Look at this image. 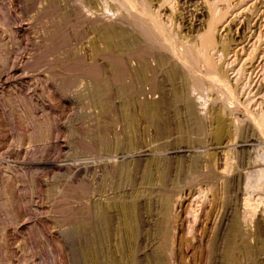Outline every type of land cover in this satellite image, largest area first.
Segmentation results:
<instances>
[{"label":"rangeland","instance_id":"rangeland-1","mask_svg":"<svg viewBox=\"0 0 264 264\" xmlns=\"http://www.w3.org/2000/svg\"><path fill=\"white\" fill-rule=\"evenodd\" d=\"M109 1H111L114 6L116 3L115 7H118L119 9L124 8L125 10L122 9L124 14L122 13V16L120 17V14H116L114 17L113 13L111 12L104 14L102 11H95V9L85 10L86 7L83 8L81 0H62L60 2V6H64L61 8V12H63V14L59 13L60 10L56 13H54L53 10L51 12L52 8H48L47 0H0V264H80L81 259L79 258V255H76L78 251L76 252L74 249L79 250L78 247L82 244V240L80 239L82 238V235L78 228V230H76L73 227H70L71 224H68L67 222L69 219L73 218V215L72 217L69 215L71 214L70 212L74 211L78 216L82 212L79 210H82L83 207L89 202L88 199L83 197L81 184H91L90 196L92 199L97 198L94 190L98 181L103 178L105 170L110 169L112 165H115L120 161H124V159L126 161L131 160V162H133L132 160L134 158L136 159L137 156L140 157V155L143 154L138 153L142 147V150H153L154 154L152 150L149 152L146 151L147 154H151L152 158L155 157V154H157L156 157L168 158V156H174L173 152H176L175 155H180L182 153L181 155L183 156L186 154L187 156H194L198 154L203 159H207L209 156L214 157V162L216 161V163L219 165L224 161L222 158L225 159V153L228 152L227 172L222 175L218 170H215L216 172H219L218 176L220 175L221 177L219 176L216 182L214 181L212 185H209L213 186L211 190H213L214 187L220 188V191L216 192L217 201H215V203L210 202V200L212 201L213 199L211 190L208 191V187L205 185V182H201L203 180L201 178H204V176H206V172L208 171L204 167V164H202V166L200 165L201 167L199 166L196 170L193 169L192 171L190 169L189 171H186V174H183L185 175L184 177L181 175L180 177H175L174 181L170 180L171 182L169 181V185L167 184L166 187L165 185L163 187L160 186L164 189L155 188L153 193L156 192V195H160L162 198L165 197L164 199L170 198V211L172 214L174 213V215L178 214V217H176V222H172V226L177 227L174 231L175 237L173 238L175 243L172 245L169 244V250L166 249V253L163 252L165 254H163L165 262L167 260L166 264H176L172 247L174 248V251H176V242L178 236L184 234V232L186 233L188 231V226L194 224V215H198L197 217H200L201 220L204 219V222L202 223L200 230H197L194 234L192 232L184 234L186 240L184 241L185 243L183 242L181 244V254H187V262L189 264L219 263L218 261H215V263L214 261H211L209 257H207V245L213 234L216 233L215 231L218 230V227L221 224L222 215L225 214L224 208H222L224 193L221 192V184H223L224 180L229 176L232 177L234 174H240L241 179L243 180L242 188L243 191L246 192L245 195L251 197L255 196V198L258 200L261 199L259 197L263 196L262 198L264 200V174L262 173V170L264 172V137H262L264 136V126H260L258 128V126L254 124L255 120L258 121V118L262 113L261 111L264 110V67H262L264 66V54L261 57L260 53L258 55L259 58L257 57L258 59H253V62L248 60L250 58H247L251 50L250 48H252L251 45L256 40V38L254 37L252 40H250V43L244 42V45L242 44L244 49L241 48L242 45H239L238 48L235 49V52H237V56L234 55L235 57L233 56L232 52L225 56V58H223L224 56L221 52H216L214 55L215 59L217 58V62L219 64H224L222 65L223 68L228 70L227 75L230 76L228 79L231 80L229 81L232 82L233 85L236 84V79H238V86H235L240 88L238 89L239 95H234L238 96L239 99L233 95L234 97L231 100L233 104L236 101L238 102L234 105L232 104L231 106H228L227 103H225L226 101L224 102L222 97H224L225 94H223L220 98V93L217 92L218 88H214V86L212 87L209 84L210 79H207L208 75L206 73L205 75L204 71L199 67H193L192 69L189 68L191 69V73L190 70H188L189 72L187 71V73H189V77L192 75L190 77V79L192 78L191 81L194 79L193 75L197 73L195 77H199V79H201L200 77H203L201 80H205L207 82V84H205V81L203 84L200 83L201 88L199 87V90L201 92H205V94L202 92V99L195 97L196 91L194 92L195 94H193L197 101L195 103H198L196 104L198 105V108L196 106L194 108L197 109V112L200 111L198 113V115L202 117L201 120L199 119L200 123L201 125L204 124V129L207 131H201L205 133V135H203L201 132L199 135L194 134L198 135V138L201 136V141L198 143H190L189 148L186 149L188 151L185 152V149L183 150V148L176 146L177 143L180 144L181 142L180 145H183L184 139L188 140L191 138V136L193 139H195L197 136L189 134L190 136H184L183 139V135L181 134L182 132H177V134L175 131H173V133L171 132L172 134L170 133V137L169 134L168 137L166 136L167 138H164V136L163 138H161L162 136L154 137L155 134L153 128L145 124L147 126L146 127L144 125L145 122L143 123L140 118V121L139 119L136 120L138 123L137 126L134 125L136 122L132 123V125L129 124V126L127 121L119 119V116L117 117L120 108H122V102L128 99L127 95L129 93L124 95L125 98H122L123 94L118 95L106 89V91L102 93V95L98 96L97 99L91 96V92L93 90L92 87H94L95 82L98 83L101 81V85L107 87L111 85L117 90H121L122 85H128V83H131L132 85L133 83L131 81L132 77L130 70H134V68L136 69L140 65V59L142 61H148L147 66L150 64L151 68H156L155 65L157 64L154 54L148 50L144 52V57L137 55L135 57L136 59L133 57V55H136L137 53L133 51H131L132 54L128 51H125V53L123 52L124 54L117 53L118 55L114 53V57L112 52L110 54V52H107L108 50L101 46L103 45V43L99 40L101 39V34H99L98 38V33H92L93 30L91 29L81 32L83 33L81 35L79 33V36L78 34H69L68 36V33L65 34L62 30L60 31L58 24L61 27L63 23L69 20V17L65 15L67 14L69 7L70 9H73L75 13L77 12L79 15H82L80 20L83 22L84 27L90 26L92 24H101L111 21L130 29V20L128 14H126V16L125 13L126 11L128 13L132 10L128 9V11L125 7L120 6V4L117 3L118 0H116L117 2L115 0ZM162 1H164V4H166L165 6L169 8L171 7V5L168 3L170 0H161V3ZM198 1L200 3L203 0ZM159 2L156 3V0H154L153 3H156L157 6L160 4ZM253 2L255 1L253 0L251 3L248 2V8ZM204 5H207V3L203 2V4H201V6ZM202 11H205L203 14H205V18L207 19L209 16L207 15V6L203 7ZM245 12L250 13V11H247V9ZM226 16L224 18H226ZM244 17L245 16L241 18V22H243ZM166 18L164 21H161V25L164 26L165 24L164 29H166L164 32H166V30L169 34L174 32L175 35L173 38H177L176 34L178 32H183V30H181L182 28L180 24H172L174 22L171 21L170 23V21ZM200 18L202 19V16ZM54 22L55 24H53ZM240 25L241 24H239L238 27H240ZM235 27H233V30ZM223 28L218 31L215 29V31L218 33L214 31L216 38L221 41L228 36L227 33L229 34V30L227 31V27L225 25ZM203 30L201 29L199 32L202 33ZM231 33L233 32L231 31ZM75 36L77 38H75ZM170 36L172 37V35ZM223 37L225 38L223 39ZM248 40L249 38H247V41ZM175 45L173 46L174 48L169 46L171 49L167 48L165 51L171 50L170 52L173 53L176 48V51L179 53V46L177 45L175 47ZM169 51H166L168 55L171 54ZM176 51L169 56H171V58L174 57L175 59H173V61L178 64V62H181L178 58V56L181 58V53L178 54ZM71 53L74 55H70ZM174 54L175 56L172 57ZM109 55H112V57L110 58ZM71 56L82 58H80L81 62L83 61L80 68L76 69L78 71H75L73 65L70 64L72 59ZM236 57H239V61L236 59ZM109 58L111 59V64L117 60L116 65L118 62H120L124 63L126 66L122 65L123 67H118L119 64L116 66L115 63L112 64L114 65L112 66L110 65ZM179 64H182V62ZM101 65L103 66L102 68L100 67ZM150 67L149 69H151ZM93 70L98 71L97 79H95V77L92 75V73H94ZM148 72L149 70L146 73L147 76L150 74L149 77H151L152 72ZM158 75L157 79H160L161 74L159 76ZM94 79L98 81H95ZM149 82L150 81H145L144 83L140 84L134 83L137 86L135 87L134 85L135 89L132 88L131 90L128 88L131 91L134 90L137 92L134 93L135 99L139 100L141 103L143 101L156 102L161 98V94L158 91H153ZM241 83H244L243 86ZM207 86L210 87V89L207 88ZM211 88L217 90L216 92L218 93L217 95L219 97L215 94V90L212 89V91ZM130 96L131 95H129V98ZM215 97L217 99H215ZM236 98L237 100H235ZM96 102L101 106V108H97L98 106H96ZM220 102L225 108L224 109L222 107V112H228L225 114V117H230L228 122L231 123V128L229 130L232 136L218 145L211 141V138L208 134L209 128L207 129V127H210L209 119L211 117V105L215 106ZM24 103L32 109V115L30 117L25 115L22 110L24 107H22V105H24ZM10 105L13 109L10 107ZM207 106L210 107L208 108ZM128 108L130 109V107ZM10 109L15 110L14 113L11 112ZM136 109L137 108H135V110ZM207 110L209 111L207 112ZM19 118L22 119L20 120ZM18 120L21 122H18ZM36 121L43 125L42 132H45V137L40 140H36L34 138L35 136L33 137L35 133H33L34 123L32 122ZM47 122L48 124L50 123L51 129L48 132L47 129H44L46 128L44 125H46ZM98 123H100V125H104L105 123L104 126L108 128L107 136H109L108 138L110 139H113L112 137L115 139L119 137V135L121 137L120 139H122L125 138L129 133L127 136H131L133 140H135V147L138 144L137 148L139 149L136 148L138 152L134 149V151L132 150L133 152H128L129 154H126L125 156L123 155V157L120 156L122 154H116V156L113 154V156L110 158L95 155L96 153L94 152H87L84 144L89 138L86 135L91 133L93 134L94 129L100 126ZM130 127L134 129H130ZM145 127L147 129L149 128V130H147ZM125 129L127 130V133L125 132ZM129 130H131L132 133H130ZM133 130H135V132H133ZM177 136H179L178 138L181 137L179 139L180 142H178ZM174 139L177 141L175 142ZM181 139L183 140L181 141ZM247 139H251V141L248 142ZM170 141L173 142L171 143ZM163 142L165 147L168 149L164 147ZM167 142H169L170 146ZM184 142L186 143L187 141ZM139 144L141 145V148L139 147ZM243 144L247 145V151L250 152L245 154V156L247 155V158L250 157L249 159H246V162L249 160V162L256 161L255 163L251 165H246L243 163V154L240 152V150L243 148ZM167 145L169 147H167ZM159 146L160 148L166 150L164 151L163 149L158 148V150H155V148ZM176 149H178L180 154ZM210 172L211 171H208L207 175L210 174ZM261 173L262 175L259 176ZM180 178H182V180ZM104 182L105 185L107 184V189H105L109 191V193L106 192V196L102 195L100 199L103 202H110V195H112L110 190L111 183L108 180ZM173 182H175L176 185ZM167 188L170 191L173 188L174 190L170 192L167 190ZM7 189L10 190L11 193H8ZM141 189L143 190L144 188H140V190ZM198 189L203 190L204 192L200 193V190ZM153 193L151 197L153 196ZM9 197L12 199H9ZM8 199L12 201H9ZM8 202H10L11 205ZM263 204L264 203L260 205L258 204L259 207H257L255 211L253 210V214L250 210L248 215L246 214L245 220L242 222L246 236L248 237L247 241L249 240L248 245L252 246V248H255V245H258V243L255 242H258V237L260 238L259 223L263 222L264 219ZM16 209H18V211L20 210V212L16 211ZM67 210L70 212L68 211L69 213L67 212V215L64 216L63 211L66 213ZM15 212H18V214L15 215ZM207 213L208 219L205 220ZM61 217H63V220ZM65 218L68 220L67 222L65 221L67 225L65 222L62 225L60 221L62 220L63 223ZM197 220L195 224H197ZM178 222L181 223L179 226L180 229L177 226ZM69 227L71 230H69ZM64 231L69 233L67 234L69 235L66 237L67 239L65 238V236H67V232ZM69 231H75L72 232L73 238H70L71 240H74L73 242L68 240L70 236L72 237V233ZM76 232L78 235L80 234L79 236L81 237H77L78 235L75 234ZM75 236L76 238H74ZM76 239L78 241H75ZM190 239L192 240L190 241ZM80 242L81 244H79ZM171 242L172 241H170V243ZM219 244L223 246L222 242ZM74 245H76L75 247H78L74 248ZM253 245L255 247H253ZM234 264H264V252H246V254H241V252L238 251L237 261H235Z\"/></svg>","mask_w":264,"mask_h":264},{"label":"bare ground","instance_id":"bare-ground-1","mask_svg":"<svg viewBox=\"0 0 264 264\" xmlns=\"http://www.w3.org/2000/svg\"><path fill=\"white\" fill-rule=\"evenodd\" d=\"M30 1H33V0H30ZM61 1L62 0H47L48 8H50V7L52 8L51 12L53 10L54 13H56L57 11L60 10L59 13L63 14V12H61V8H63L64 6L63 7L60 6ZM81 1H82L81 3L83 5V8L86 7L85 10L95 9V11L96 10L102 11V13H104V14L107 12H111V13H113L114 17L116 14L117 15L120 14L119 17L122 16L121 15L123 13L122 9L125 10L124 8L119 9L118 7H115L116 3L114 6L111 3V1H109V0H81ZM250 1L252 2L253 0H211V1L203 0L200 3L198 0H170L168 2L169 5H171L170 8H172V9H170L169 7L165 6L166 4H164V1H162V3H161V0H156V3L157 2L160 3L157 6H156V3H153L154 0H118V2L117 1L116 2L118 4H120V6L125 7L126 10H128V9L132 10V11L128 10L129 12L127 13V11H126V13H125V15L128 14V17L130 20V22H129V25H131L130 29L125 28L123 26H120L119 24H116L115 22H111V21L110 22H104L101 24H92V25L88 24L90 26L84 27L83 22L80 20L82 15L81 14L79 15V13H77V12L75 13L73 11V9H70V7L67 10V14H65L67 17H69V20H67V22H65L66 21L65 20L64 21L65 23H63V24H62V22H63V20H62V22H61L62 25L60 24L61 27L59 26V24H58V27L60 28V31L61 30L63 31V33H65V34L68 33V36H69V34H78V36H79V33L81 35V34H83L81 32H85V31H87V29L93 30L92 33L97 32L98 38H99V34H101V36H100L101 39H99L103 43V45H101V46H103L104 49L108 50L107 52H110V54L112 52L113 53L112 55H114V53L116 55H118L117 53L120 54L123 52L125 53V51L126 52L127 51L128 52L133 51V52L137 53L136 55H133V57L135 58L137 55H140V57H144L145 56L144 52L147 50L150 51L151 53H153L155 60H156V63H157L155 65L156 68H154V67L151 68L150 64L147 66L148 61H142L140 59L141 60V63H140V60L137 57L140 65L136 69L134 68V70H132V69L130 70L131 71L130 74L132 77L131 81L133 83L132 85H131V83L130 84L128 83V85L126 84L128 87L126 85H122L121 90H117L115 87H113L111 85L109 86V84H108V86L111 89L107 86L101 85L100 84L101 81H99L98 83L95 82L94 87H92L93 90L91 92V96L94 97L95 99H97V97L102 95V93H104L106 91V89L110 90L112 93H115L118 95L123 94L122 98L124 97V95L129 93L127 95L128 99L127 98H126L127 100L125 99L126 101L121 100V101H123L122 105H121L122 108H120V111L118 112L119 114H117V117L119 116V119H123V121L128 122V125L129 124L132 125V123H135L136 120L140 118L143 121V123L145 122L144 125L147 124L153 128V131L155 134L154 137L155 136H158V137L162 136L161 138H163V136H164V138H167L168 134L170 137L171 136L170 133L171 132L173 133V131H175V133L182 132L181 134L183 135V139H184V136L188 137V136H190L189 134H192V135L198 134L199 135V133L201 131L205 130L204 126H203L204 124L201 125V123H200V120L202 119V117L198 115V113L200 111L197 112L196 111L197 109L194 108L195 106L196 107L198 106V105H196L198 103H195L197 101L193 96V94H195L194 92L196 91L195 97L198 99H202V97H203L202 92L203 91L201 92L199 90V87H200V83L203 84L205 80L204 79H203L204 81L201 80L203 77H200L201 79H199V77L198 78L195 77V75L197 74L196 73L193 75L194 79L191 81L192 78L190 79V77L192 75H190V77H189L188 76L189 73H187V71L190 70V73H191V69L193 67L194 68L199 67L201 70H203L204 74L206 73L208 75L207 79L208 80L210 79L209 84L212 87L214 86V88L215 87L218 88V91L213 89V88H211V90L213 89V90H215V92L217 91L218 93H220V95H219L220 98L222 97L223 94H225V96L222 97V99L224 100V102L226 101L225 103H227L228 106H231L233 104V102L231 101L232 98L236 95H239L238 89H240V88L237 87L238 86L237 85L238 79H236V84H235L237 86L233 85L232 82H230L231 80L228 79V77H230L227 75L228 70L223 68L222 65H224V64H219L217 62V60H216L217 58L215 59L214 55L216 54V52H221L222 55L224 56L223 58H225V56H227L229 53L232 52L233 56L234 55L237 56V52H235L236 51L235 49L238 48L239 45L240 46L242 44L244 45V42H249L254 37L256 38V40L251 45L252 48H250L251 50H250L248 57H247L250 59H248V60L253 62L252 60L256 59L260 53H261L260 54L261 57L264 54V28H262V27H264V0H254L255 2H253L252 5H250L248 8L247 4H248V2L251 3ZM203 2L207 3V5L201 6V4H203ZM205 6H207V9H208V11H207L208 14H207V12H206V14L209 15L207 19L205 18V14H203V13H205V11H202V8ZM246 9H247V11H250V13L245 12ZM119 12H121V13H119ZM56 15H58V14H56ZM65 15H63V16H65ZM203 15H204V18H203ZM199 16L200 17L202 16V19ZM225 16H226V18H224ZM243 16H245V17L243 18V22H241L242 21L241 18ZM165 18L168 19L170 21V23H171V21H173L174 23H172V24H175V23H177V25L180 24V26L182 28L181 30H183V32L177 31L178 32V33L176 32L177 38H173V36L175 35L174 32H173L174 34L173 33L169 34L167 32V30H166V32H164V30L166 29V28L164 29L165 24L163 23L164 26L161 25V21H164ZM53 24H55V22ZM239 24H241L240 27H238ZM224 25L227 27V31L229 30V34L227 33L228 36L227 37L225 36L226 38L223 37V39L224 38L225 39L221 41V40L216 38V35L214 33L217 32L218 30H220L221 28H223ZM180 26H179V28H180ZM233 27H235L234 30H233ZM201 29L202 30L204 29L202 33L199 32ZM215 29L217 31H215ZM231 31L233 33H231ZM57 32H59V31H57ZM170 35H172V37ZM76 36H75V38L78 37V36L77 37ZM66 37H67V35H66ZM59 38H61V37H59ZM247 38H249L248 41H247ZM80 40H81V38H80ZM175 44H177L179 46L178 50L181 51V52L179 51V53H178L176 51V48H175L176 53H178V54L181 53L182 59L178 55L177 56L180 59V61L182 62V64H179L181 62H178V64H177L176 62L173 61V59H175L173 56H175L176 53L174 55H172L173 58H171V56H169L175 52L174 49H173V51H174L173 53L170 52L171 50L170 51L166 50V51H169V53H171L169 55L165 51V49L170 48L169 46L173 47ZM177 45H175V47ZM243 45L241 48L244 49ZM99 51H100V49H99ZM72 54L73 53H71L70 55H72ZM131 54H132V52H131ZM153 54H152V56H153ZM112 55L111 56L109 55L110 58L112 57ZM106 56H108V55H106ZM71 57H72V59H71L70 64L73 65V68H75V71H78L76 69L80 68V66L83 62V61L81 62L82 58L80 57L81 58L80 59V58H77L74 56H71ZM114 57H115V55H114ZM110 58H109V62L111 61ZM238 58L236 57V59L239 61ZM104 61H106V60H104ZM116 61L114 62L115 65L117 63ZM122 61H126V60H122ZM114 63L112 62V64H114ZM230 63H232V62H230ZM112 64L110 62V65H112ZM118 64H119V66H118ZM118 64L116 65L118 67H120V66L123 67L125 65L124 63H120V62H118ZM126 64H127V62H126ZM112 66H114V65H112ZM100 67L102 68L103 66L101 65ZM118 67H116V68H118ZM149 67L151 69H149ZM262 67H264V66H262ZM124 68H126V67H124ZM189 68H191V69H189ZM106 69H108V68H106ZM148 70H149V72H152L151 77H149L150 74L148 76L146 74ZM194 71H192V72H194ZM93 72L94 73H92V75L95 77V79H97L98 71L93 70ZM196 72H198V71H196ZM156 73H157V75L161 74L160 79H157ZM95 81H98V80H95ZM145 81H147V82L150 81L149 83L151 84V88L153 89V91H156V92L158 91L161 94L160 95L161 98L159 101L154 102L151 100L152 102H148V101L144 102L143 101L141 103V102H139V100L135 99L134 93L136 91H134V90L131 91L132 88L135 89V87H137L135 85L136 83L140 84V83H144ZM202 84H201V86H202ZM205 84H207V82ZM243 84H242V86H243ZM134 85H135V87H134ZM128 88L131 90H129ZM207 88L210 89V87H208V86H207ZM136 89H138V88H136ZM242 89H243V87H242ZM138 90H140V89H138ZM217 92L215 93L216 95L218 94ZM245 92H247V91H245ZM203 93L205 94V92H203ZM249 93H250V91H249ZM234 94H236V95H234ZM129 95H131L130 98H129ZM236 97L238 98V96H236ZM220 98H219V100H220ZM237 98L235 100H237ZM251 98H253V97H251ZM215 99H217V98L215 97ZM235 103H238V102L236 101ZM11 105H10V107L12 108L13 105L12 106ZM237 105H239V104H237ZM96 106H98L97 108H101V106L97 102H96ZM133 106L137 109L135 110V108ZM22 107H23L22 110L25 113V115H28L30 117L32 115L31 107H28L25 103H24V105H22ZM128 107H130V109ZM222 107H223V104L221 102L215 106L211 105V109H210L211 117L209 116L210 117V119H209L210 127H207V129L209 128L208 134H209V137L211 138V141L214 144H218V145L221 144L222 142H224V140H227V138H231V136H232L230 134L231 132L229 130L231 128L230 127L231 123L228 122V119L230 117L229 118L225 117L226 116L225 114L228 112L225 111L226 113H223L222 109L224 107L223 108ZM12 109H10V110H11V112L14 113L15 110H12ZM136 111H137V113H136ZM208 111L209 110H207V112ZM263 111H261L262 112L261 115L259 114L260 117L258 118V121L255 120V122H254V124L256 126H258V128L260 126H264V112ZM15 114H13V115H15ZM227 116H229V115H227ZM22 118H19V119L21 120ZM140 119H139V121H140ZM252 119H254V118H252ZM230 120H232V119H230ZM18 122H21V121L18 120ZM230 122H232V121H230ZM32 123H34V126H33L34 132L33 131L32 132L35 133V135H33V137L35 136L34 138L36 140L37 139L40 140V139L44 138L45 132L44 133L42 132V126L43 125H41L40 122H38V121L32 122ZM98 124L100 125V123H98ZM98 124H96V125H98ZM137 124L138 123L136 122V124H134V125L137 126ZM104 125H105V123H104ZM104 125H100L99 127L96 126L98 128L94 129L93 134L91 133V134L86 135L89 138L88 141L85 142V144H84L87 152H94V153H96L95 155L105 156V157L110 158L113 156V154L115 156H116V154H122L120 156L123 157V155L124 156L126 154L128 155L129 154L128 152H131L132 150L134 151V149L137 151V149H139V148H137L138 144L135 147V140H133V138L131 136H127L129 133L126 135L125 138H122V139H120L121 138L120 135H119V137L116 136L117 138H115V139H114V137H112L113 139L108 138L109 137V136H107V133H108L107 129L108 128ZM44 126L46 127L44 129H47V132L49 130H51L50 129V123L48 124V122H47V124ZM135 128H137V127H135ZM130 129H134V128L130 127ZM147 130H149V128ZM129 131H130V133H132L131 130H129ZM205 131H207V130H205ZM262 131H263V129H262ZM125 132L127 133V130ZM133 132H135V130H133ZM201 133H203V132H201ZM181 134H180V136L182 137ZM198 135H194V136H197L196 137L197 139L194 136L193 137L195 139H193L192 136H191L192 139L189 138L191 140H189L188 138H186L188 140L184 139V141H187V142L185 143L183 141V143H184L183 145H180L181 142L179 141V139L181 137L178 138L179 136H177L178 142H180V144L177 143L176 146L179 148H183V150L185 149L184 151L186 152V151H188L186 149L189 148L190 143L191 144L192 143H198L199 141H201L200 140L201 136L198 138ZM203 135H205V133H203ZM255 135H257V134H255ZM151 136H153V135H151ZM158 137H156V138H158ZM247 137H248V135H247ZM262 137H264V136H262ZM183 139H181V141ZM174 140H175V142L177 141L176 139H174ZM247 140H248V142L251 141V139H247ZM247 140H245V141H247ZM136 143H137V139H136ZM167 143L169 144V142H167ZM252 143H254V142H252ZM84 145H83V147H84ZM163 145L165 147L164 142H163ZM160 146H162V145H160ZM160 146L156 147L155 150L157 148L163 149V148H160ZM169 146H170V144H169ZM169 146L167 145V147H169ZM174 146H175V144H174ZM246 146L247 145L243 144V146H242L243 148L240 150L241 154H243L242 157L243 158L245 157L244 159L242 158V161L246 165H249V164L251 165V164L255 163L256 161H253V162L250 161L249 162V160H248L246 162V159L250 158V157L247 158V155L245 156V154L250 153L247 151L248 149ZM139 147L141 148V145ZM142 148H141L140 152H138V151L137 152L143 153V154L140 155V154L136 153V154L140 155V157L137 156L138 158L137 157H136V159L134 158L132 160L133 162H131V160L126 161L124 159V161H120V162L116 163L115 165H112L110 167V169L105 170L103 178L100 181H98L97 186L94 190L97 198L92 199L90 196L91 184H87V183L81 184V188L83 190V197H85L86 199L89 200V202L83 207V209L79 210L80 212L82 211L81 214H79L77 216V213H75L74 211L70 212L69 210H67L66 213H65V211H63L64 216H66L67 212L69 211L71 213L69 215L71 217L73 215V218H71L69 216L71 219H69V221H68L65 218L63 223H62V220L64 217L63 216V217H61L62 220L61 221L59 220L61 222V224L63 225L65 221L66 222L68 221L67 223L71 224L70 227H73L76 230L79 229L80 230L79 232L82 235V238H80L82 240L81 241L82 244L80 242L79 244H81V246H79V247L77 246L79 250L74 249V250H76V252L78 251V253L76 255H79V258L81 259V263L79 262L80 264H166L167 260L165 262V259L163 257L165 254L163 252L166 253L165 250L170 248L169 244L172 245L175 243V240L173 238L175 237L174 231L176 230L177 227L172 226V224H173L172 222H176V217H178V214H175V215H177V216H175L174 213L173 214L171 213V211H170L171 210V206H170L171 202L169 200L170 198L164 199L165 197L162 198V196L160 197V195H156L155 194L156 192L153 193L155 191V188L164 189V188H161L160 186L163 187L165 185V187H166L170 180L174 181L175 177H178V176L180 177L184 173L186 174V171H189L190 169L192 171H193V169L196 170L200 165L202 166V164H204V167L208 171H211V172H210V174L207 175V172H208L207 171L206 176H204V178L203 177L201 178V179H203L201 182H205V185L208 187L207 190L209 191L213 188V186H209V185H212V183L214 181L216 182L218 180V177L220 176V175L218 176V173L220 172V174L223 175L228 170V167H227L228 166L227 165L228 164V162H227V159H228L227 153L228 152L225 153V157H224L225 159L222 158V160H224V161L221 162L219 165L218 163H216V161L214 162L215 159L212 156L207 157V159L206 158L203 159L198 154L194 155V156H192V155L187 156V154H186L185 155L186 157H185V156L181 155L182 153L180 154L178 149H176V150L179 152L180 155H175L176 152L175 153L173 152L174 156L171 155L172 157L168 156V158H167L164 156L165 158H161V157H156L157 154H155L154 155L155 157L152 158L151 154H147L146 153L147 150L146 149L142 150ZM166 149H168V148H166ZM166 149H163V150L165 151ZM171 149H172V147H171ZM150 150H152V149H150ZM149 151H147V152H149ZM152 152H153V150H152ZM153 154H154V152H153ZM207 155H209V154H207ZM203 162H205V163H203ZM215 170H218L219 172L218 171L216 172ZM259 172H261V171H259ZM262 173L264 174L263 170H262ZM262 173L259 174V176L262 175ZM184 176L185 175H183V177ZM180 179L182 180V178H180ZM107 180L111 183V185H110L111 186L110 190L112 193V195H110L111 201L110 202H103V201H101L100 197L102 195L106 196V194H105L106 192L109 193V191L106 190L107 184L105 185V182H104ZM173 183H175V182H173ZM242 183H243V180L241 179V175L240 174H236V175L234 174L232 177L229 176L228 178H226L224 180V183H223L224 185L221 184L222 185L221 186V190H222L221 192L224 193V201L222 203V205H223L222 208H224L225 214L222 215L221 224L218 227V230L215 231L216 233L213 234L212 238L209 240L208 245H207L208 246L207 257H209V259H211V261H214V262L218 261L219 262L218 264H234L235 261H237V252L238 251H240L241 254L242 253L246 254V252H249V253H251V252L252 253H256V252L257 253H263L264 252V219H263V222L259 223L260 224V227H259L260 228L259 229L260 230V232H259L260 238L258 237V240H257L258 242H255V243H258V245H255L256 247L253 245V247H255V248H252V246L248 245L249 240L247 241L248 237L246 236L245 229L243 228V225H242L243 220H245L246 214L248 215V212H250V210H251V213L253 214L255 209H257V207H259L258 204L260 205V204L264 203L263 202L264 200L262 198L263 196L259 195V196H261V197H259L261 199L258 200L257 198H255V196L251 197V196L245 195L246 192L243 191ZM175 185H176V183H175ZM157 186H159L160 188ZM140 188H144V189L140 190ZM174 188L171 191H173ZM217 188H219V187H217ZM217 188L214 187V189L211 190L213 199H212V201L210 200V202L215 203V201H217L216 192L220 191V188L219 189H217ZM92 189H94V188H92ZM259 189H260V187H259ZM7 190H5V191H7ZM167 190H169V189L167 188ZM198 190H200V189H198ZM254 191H255V189H254ZM7 192L11 193L10 190H8ZM50 192H49V194H50ZM201 192H204V191L200 190V193ZM152 193H153V196L151 197ZM257 197H258V195H257ZM9 199H12V198L9 197ZM9 201H12V200H9ZM260 201H262V202H260ZM8 203H10V202H8ZM10 205H11V203H10ZM14 206H15V204H14ZM11 207L14 208L13 206H11ZM15 208H16V206H15ZM193 208H195V207H193ZM225 210H226V212H225ZM16 211H18V209H16ZM190 211H191V209H190ZM18 212H20V210ZM18 212H15V215H17ZM188 213H189V211H188ZM197 216L198 215H194V217H193L194 224H191L190 226H188V228H187L188 231L186 232L187 234L191 233V232L194 234L197 230H200V228L202 227V223L204 222V219L201 220V218L197 217ZM249 216H250V213H249ZM206 219H208V213L205 217V220ZM196 220H197V224H195ZM60 222H58V223H60ZM66 222H65V224L67 225ZM69 222H71V223H69ZM180 225H181V223L178 222V224H177L178 228ZM69 230H71V228ZM201 230H203V229H201ZM64 232H67V231H64ZM69 232H71V231H69ZM72 232H75V231H72ZM77 232L75 234H77ZM186 233L184 232V234H186ZM67 234H69V233L67 232L66 235ZM184 234L178 236V239L176 242L177 243L176 251H174V248L172 247V249H173L172 252H173L176 264H189L187 262V259H188L187 254H185V253L181 254V244L186 240ZM79 235L77 237H81ZM68 236L69 235L65 236V238ZM70 238L71 239L73 238V233H72V237L70 236L68 239V240L73 242L74 240H71ZM74 238H76V236ZM77 239L75 241H78ZM191 240L192 239H190V241ZM170 241H172V242L170 243ZM220 242H222L223 246H221L219 244ZM74 244H75V242H74ZM75 246L76 245H74V248H77ZM20 248H22V247H20ZM77 258H78V256H77ZM165 258H167V257H165Z\"/></svg>","mask_w":264,"mask_h":264}]
</instances>
